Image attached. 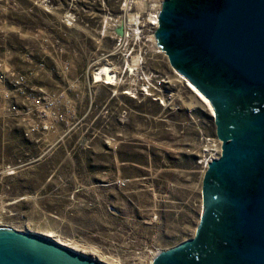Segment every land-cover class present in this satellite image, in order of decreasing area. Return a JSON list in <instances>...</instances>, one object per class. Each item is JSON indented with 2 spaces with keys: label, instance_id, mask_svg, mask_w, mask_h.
Segmentation results:
<instances>
[{
  "label": "rangeland",
  "instance_id": "1",
  "mask_svg": "<svg viewBox=\"0 0 264 264\" xmlns=\"http://www.w3.org/2000/svg\"><path fill=\"white\" fill-rule=\"evenodd\" d=\"M123 1L0 0V228L152 264L195 234L198 161L218 139L159 44L126 56L101 38ZM104 66L117 74L112 84L97 82ZM142 77L167 82L150 96L126 94Z\"/></svg>",
  "mask_w": 264,
  "mask_h": 264
},
{
  "label": "water",
  "instance_id": "2",
  "mask_svg": "<svg viewBox=\"0 0 264 264\" xmlns=\"http://www.w3.org/2000/svg\"><path fill=\"white\" fill-rule=\"evenodd\" d=\"M156 36L170 64L215 108L223 152L207 171L229 179L232 226L242 237L229 253L237 264H264V0H165ZM260 170L245 192L250 172ZM195 243L160 252L152 264H182L192 245L193 256L204 249ZM0 264L106 263L43 234L0 228Z\"/></svg>",
  "mask_w": 264,
  "mask_h": 264
},
{
  "label": "flooded vegetation",
  "instance_id": "3",
  "mask_svg": "<svg viewBox=\"0 0 264 264\" xmlns=\"http://www.w3.org/2000/svg\"><path fill=\"white\" fill-rule=\"evenodd\" d=\"M160 47L163 48L162 45H160ZM207 91L209 93V90ZM211 116L214 121H216V112L214 115L211 114ZM215 126V136L218 139L219 148L221 150L218 157L215 159H219L223 152V142L219 138V127L216 122ZM242 141L249 142L250 140L247 139V137H243ZM207 170L208 168L205 170L202 182L201 196L204 205L200 215V222L197 225L195 234L188 239H195V245L197 247L203 246L204 249L200 250V253L193 256L192 245L190 249L187 248L189 251L186 254L178 257V261L182 264H237L234 260L236 254H233L232 252L231 254L229 253L231 249L240 247L242 243L241 235L232 226L234 213L230 202V194L234 193V189L231 187L227 177L219 176L214 171L208 172ZM250 174L252 176L251 180H249L244 189L245 192L249 193L254 190L258 177L261 175V170L259 172H250ZM209 220L214 222L212 226L206 225L210 222Z\"/></svg>",
  "mask_w": 264,
  "mask_h": 264
},
{
  "label": "built area",
  "instance_id": "4",
  "mask_svg": "<svg viewBox=\"0 0 264 264\" xmlns=\"http://www.w3.org/2000/svg\"><path fill=\"white\" fill-rule=\"evenodd\" d=\"M164 1L165 0H154V3H149L147 5L145 4L146 1H139L143 3L144 6L142 9H140L138 6L139 2L134 3L130 0H124L120 4V13L116 15L109 13V15H111L109 17V33L107 36H105L106 27H103V30L101 31V38L109 37L113 42H115L116 44L114 50L122 46V50L125 51L126 56H131L135 52L136 46H139V44H143L145 54H147V52H160L157 50L159 43L156 33L159 28V17ZM131 16H134L135 19L131 20ZM65 21L70 24L71 22H75L77 20L74 15L72 16V14H68L65 17ZM125 70H129L130 72L133 71L132 67L130 68L129 66H126ZM110 72H112V69H110ZM112 75V79H116L117 74L112 73ZM149 80V77H142V83L133 87H129V90L126 92V94L133 96L136 94L145 95L144 93H146V90H149L152 94V87L161 91L162 86L167 82L166 79L161 78V80H157L156 86L150 85ZM22 83L23 78L20 77L15 79V84ZM151 94L146 96H150ZM211 140V138L207 139L208 142ZM213 141L214 147L212 150L214 152H209L208 149H205L204 155L200 156L198 161L201 167H203L205 170L209 167L208 163L217 158L221 151L218 140L216 141V139H214Z\"/></svg>",
  "mask_w": 264,
  "mask_h": 264
},
{
  "label": "bare ground",
  "instance_id": "5",
  "mask_svg": "<svg viewBox=\"0 0 264 264\" xmlns=\"http://www.w3.org/2000/svg\"><path fill=\"white\" fill-rule=\"evenodd\" d=\"M139 7L142 9L144 6H143V3H138ZM131 20H134L135 17H130ZM164 53V52H163ZM138 61V60H137ZM135 62V61H134ZM139 62V61H138ZM141 62V61H140ZM102 72L100 74H98L97 76H95L97 78V82H103L104 80L107 82V84H112L113 83V80H112V73L110 72V69L107 68V66H104L103 69L101 70ZM182 80L184 81V83L187 85L188 89L190 90V92L192 93L193 95V98H194V101H193V104H201V106H203L204 108H206L208 111H210V113L212 115L215 114V108L214 106L212 105V103L186 78H182ZM104 81V82H105ZM116 82V81H115ZM145 95H149L150 94V91L149 90H146V93H144ZM45 237L47 238H50L51 240L57 242L58 244L66 247V248H69L73 251H76V252H79L81 254H86V252H84L83 250H80L78 248H75L72 246L71 243H68L66 241H63L62 239H59V240H55L53 238H51V236L49 235H44ZM71 244V245H70ZM101 261L105 262L106 264H120L118 262H114L112 260H106V259H103V258H100ZM153 263V262H152Z\"/></svg>",
  "mask_w": 264,
  "mask_h": 264
}]
</instances>
